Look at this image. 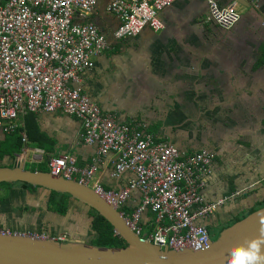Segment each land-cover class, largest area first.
Returning a JSON list of instances; mask_svg holds the SVG:
<instances>
[{"label": "crops", "instance_id": "crops-1", "mask_svg": "<svg viewBox=\"0 0 264 264\" xmlns=\"http://www.w3.org/2000/svg\"><path fill=\"white\" fill-rule=\"evenodd\" d=\"M219 1L222 6L235 5L242 15L232 30L208 19L206 0H180L160 14L162 31L145 29L124 42L113 39L118 19L107 9L110 0L101 1L86 21L97 23L109 48L79 84H72L103 113L119 123H142L145 132L158 142L174 145L183 157L211 150L215 161L200 187L207 202L250 188L199 220L209 229L220 228L217 235L235 216L264 200V0L256 5L250 0ZM33 115L41 130L56 141V155L75 156L82 169L96 165L92 184L120 191L135 178L131 173L114 175L116 155L99 156L96 144L85 143L79 119L60 112ZM12 135L0 130V141L7 136L13 140ZM23 144L20 154L2 162L25 166L30 154V163L43 162L48 167L45 149L29 141ZM26 147L29 150L24 153ZM140 199L135 191L129 207H136Z\"/></svg>", "mask_w": 264, "mask_h": 264}, {"label": "built area", "instance_id": "built-area-1", "mask_svg": "<svg viewBox=\"0 0 264 264\" xmlns=\"http://www.w3.org/2000/svg\"><path fill=\"white\" fill-rule=\"evenodd\" d=\"M101 1L0 0V129L20 131L26 143L29 114L60 112L79 119L85 143L96 144L99 156L116 155L114 175L131 173L135 178L120 191L105 189L100 183L92 184L98 170L95 164L82 169L77 158L68 154L49 158V172L90 186L122 211L143 239L175 251L200 250L209 244L211 233L199 220L250 188L207 202L200 192L201 178L211 171L213 152L201 150L183 157L174 145L158 142L145 132L142 123L117 122L82 89L72 86L81 82L82 75L93 69L97 58L109 48L97 23L86 21ZM178 1L110 0L107 9L118 19L113 39L124 42L145 29L162 31L165 25L160 14ZM206 2L208 19L220 28L232 30L241 20L235 5ZM250 3L258 4L257 0ZM135 191L141 199L130 208ZM126 206L132 211H126Z\"/></svg>", "mask_w": 264, "mask_h": 264}, {"label": "water", "instance_id": "water-1", "mask_svg": "<svg viewBox=\"0 0 264 264\" xmlns=\"http://www.w3.org/2000/svg\"><path fill=\"white\" fill-rule=\"evenodd\" d=\"M19 182L39 188L48 195L51 192L68 194L87 210H97L113 225L126 245L107 247L80 240L0 231V264H227L229 249L234 244L244 243L246 238L260 235L261 220L264 219L263 207L225 227L202 249L175 251L143 239L120 210L88 185L54 177L50 172L28 170L24 163L12 168L0 167V185Z\"/></svg>", "mask_w": 264, "mask_h": 264}, {"label": "rangeland", "instance_id": "rangeland-1", "mask_svg": "<svg viewBox=\"0 0 264 264\" xmlns=\"http://www.w3.org/2000/svg\"><path fill=\"white\" fill-rule=\"evenodd\" d=\"M5 142L7 146H0V152H10L8 145L12 143L11 137L7 136ZM31 160L32 157L29 154L25 165L27 169L49 172L45 163H30ZM9 163L6 160L5 162L0 161L1 166ZM47 195L43 190L32 193L22 189L9 190L0 187V224L3 223L6 227L13 226L12 229L25 233L67 231L71 233L73 239L94 243L95 236L90 230L87 231L88 226L84 225L86 221L90 222L88 210L75 201L70 205L67 216L56 215L51 218L48 211L42 209L47 205ZM8 203L10 204L7 206ZM219 231L220 228L210 227L211 237L216 239L217 234L215 233Z\"/></svg>", "mask_w": 264, "mask_h": 264}, {"label": "trees", "instance_id": "trees-1", "mask_svg": "<svg viewBox=\"0 0 264 264\" xmlns=\"http://www.w3.org/2000/svg\"><path fill=\"white\" fill-rule=\"evenodd\" d=\"M26 130H27L28 141L31 142L32 145H35L37 148L45 149L47 152L45 153L47 159L51 156H54V157L58 156L56 155V150L54 148L56 145V141L50 138L47 134H45L41 130V127L39 126L35 115L30 114L29 116H27ZM19 132L20 131L14 132V134L12 135L13 137L12 143L8 145L11 149L10 152H0V161H3L6 157L8 158L11 157L14 159L16 154L21 153V150L24 144H23V139L20 136ZM6 144H7L6 142L1 143L0 146H7ZM202 150H208V149H202ZM208 151L211 152V150H208ZM10 167H13V166L11 165ZM48 171H49V168H48ZM1 185L6 187L7 189L8 188L11 189L12 185L14 184L4 183ZM18 185H22L25 191L32 192V193H35L38 190H40L39 188L33 187L26 183H21ZM72 200H73L72 197L68 194H59L56 192H51L47 198L48 210L55 212L62 216L66 215L70 209V202ZM263 207H264V200L258 203L255 208L245 210L242 213L235 216V218L231 220L230 222H228L222 228V230L225 227H228L232 225L233 223L243 219L249 213L255 210H259ZM125 210L128 211L131 209L128 206H126ZM88 214H89V220H90V222L88 223V227H89L90 232L95 236L93 244L98 245V246H107V247H120V246L126 245L125 240L116 233L113 225L103 215H101L97 210H94V209L88 210ZM1 228H5V227H1ZM6 228H12V227H6Z\"/></svg>", "mask_w": 264, "mask_h": 264}, {"label": "clouds", "instance_id": "clouds-1", "mask_svg": "<svg viewBox=\"0 0 264 264\" xmlns=\"http://www.w3.org/2000/svg\"><path fill=\"white\" fill-rule=\"evenodd\" d=\"M72 201H75V200L73 199ZM55 214L59 215L57 213ZM88 223L89 222L86 221L84 225L88 226ZM2 229H6V227ZM7 229L13 230L12 228H7ZM86 230L89 231V227H87ZM14 231H17V230H14ZM40 235H44V234H40ZM63 235H65L67 240H73L70 237L69 233L68 234L63 233V234L56 235L53 237L59 238L60 236H63ZM227 264H264V219L261 220L260 235H257L253 238H246L244 243L234 244L229 249V256H228Z\"/></svg>", "mask_w": 264, "mask_h": 264}, {"label": "flooded vegetation", "instance_id": "flooded-vegetation-1", "mask_svg": "<svg viewBox=\"0 0 264 264\" xmlns=\"http://www.w3.org/2000/svg\"><path fill=\"white\" fill-rule=\"evenodd\" d=\"M0 130H2L3 131V133L5 134V135H9V134H11V132L10 133H7V132H5L4 131V129H0ZM17 132V131H16ZM14 134V133H13ZM6 137V136H5ZM5 142V141H4ZM4 142H1L0 141V144L1 143H4ZM11 165H8V167H10ZM18 184H21V182H19V183H14V185H12V188L10 189V188H8L9 190H12V189H22V190H24L23 189V186L22 185H20L19 187H18ZM0 187H4V186H2V185H0ZM6 188V187H5ZM28 192V191H27ZM73 202H75V201H73ZM72 202V203H73ZM10 203H8L7 204V206L9 205ZM47 206V205H46ZM44 208V207H43ZM34 210H36V209H34ZM68 215V213L66 214V215H63V216H67ZM62 216V215H61ZM10 224V223H9ZM0 225H2V226H0V227H6L3 223H1ZM13 227V226H12ZM13 230H15V229H13Z\"/></svg>", "mask_w": 264, "mask_h": 264}]
</instances>
